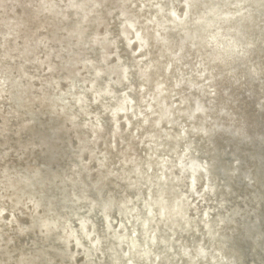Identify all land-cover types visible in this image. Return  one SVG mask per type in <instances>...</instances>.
Masks as SVG:
<instances>
[{
    "label": "snow or ice",
    "instance_id": "1",
    "mask_svg": "<svg viewBox=\"0 0 264 264\" xmlns=\"http://www.w3.org/2000/svg\"><path fill=\"white\" fill-rule=\"evenodd\" d=\"M39 4L45 11L59 9L55 13L56 27L59 31L53 35V40L42 38L37 41L45 49L53 41L60 45L58 49L52 48V52L56 53L54 57L51 59L45 57L48 60L47 71L61 75L67 72L78 76L79 72L76 69L80 68L81 63L89 66L91 79L85 80L84 83L90 82L92 87L85 91L92 92L93 97L89 107L81 108V112L86 117L82 125H77V118L73 117V127L82 126L85 129L90 127L93 140L97 136L108 135L113 143H106V151L99 155H97L99 150L92 151L89 159L83 155L86 149L82 150L80 145L72 147L70 138H64L62 129H46L39 133L37 138L30 137L25 149L26 151L39 149L43 152L45 157L43 167L31 169L30 175L23 178V183L35 184L42 177L47 176L45 183L59 187L56 184L60 179L55 171L56 166L64 159L70 158L76 165L72 171L83 177L77 181L78 187L70 197L73 208L80 204H88L93 211L103 209L99 216L104 220H110L111 210L117 207L123 209L133 202L128 199L130 196H135L136 201L141 199L137 191L141 186L146 187L147 182H154L157 187H163L161 181L164 185L167 183L162 173L154 171L151 155L148 156V161H144L143 158L138 160L135 156L129 160V149H125L124 142L129 136L139 140L140 137L136 133L145 132L151 133V136L144 137L145 140H157L159 137L161 148L164 147L165 141L175 140L180 147L174 150L183 151L179 165L183 169L184 161L191 159L190 153L196 149L195 141L201 137H210L216 131L207 116L208 109L201 104V98L208 95L215 96L216 88L221 87L217 83L220 80L224 81L223 87H228L229 91L232 90L230 85H239L242 79L245 82L259 83V109L262 116L260 144L264 153V0H259L258 5H252V8H259L258 32L255 13L250 12V16L244 17V13L238 11L236 16L243 17L240 21L243 27L238 32L239 38L230 39L222 38L216 32L215 28L218 25L212 26L215 24L214 21L212 24L208 23V17L216 13V9L220 6H213L206 0H170V2L168 0H67L66 3L60 0L58 4L39 0ZM22 7L32 8L33 5L23 4ZM230 7L249 11L242 3L232 4ZM153 10H155L154 15ZM145 11L147 15H144ZM47 30V26L39 29V31ZM133 36L135 39H132ZM222 39H227V43L222 42ZM22 47L24 52L19 55L9 53L5 59L12 58V62L15 63L16 59H20L25 54L31 55L26 45ZM92 56L95 59H92ZM37 62L44 65V61H39V58ZM237 64L242 65V73ZM217 72L220 73L219 76L216 75ZM4 83L6 80H0V84ZM130 94L133 96L132 99ZM137 94L138 100H136ZM80 100L83 104V96ZM134 102L140 106V115L136 119L142 120V124L135 125L136 133H126L121 131L116 115L120 112L126 113L128 106ZM92 103L101 105L103 112L91 108ZM90 112H96L95 120L92 119ZM109 112L112 120L107 119ZM133 112L135 113V109ZM14 116L19 117V112L10 110L3 117L4 124L0 125V134L5 139H8L12 133L23 136L25 130H29L30 125L34 123L25 118L19 129L13 130L10 127V120ZM164 124L167 125L166 128L162 127ZM132 127L133 124L129 123L128 129ZM67 131L70 133L72 129ZM128 143L131 146L130 140ZM149 147L153 145L150 144ZM4 148H9V145L4 144ZM2 156L5 160L9 159L8 152H4ZM121 156L124 158L120 159ZM165 160L167 161V157ZM215 164L214 159H205L200 170L207 174ZM129 165L132 166L131 169ZM238 165L242 166V161L236 159L235 165L229 162V166L224 169L223 183L220 185L222 188L227 186L231 178L240 171ZM133 176L136 177L135 180L132 179ZM244 179L248 185L259 189L258 210L255 201L249 202L244 209L247 213L245 227L249 242L247 247L244 242H240V247L245 256L250 258L242 261L229 260L227 264H264V159L259 174L253 173ZM195 183L193 179L194 186ZM209 190V187L204 188L205 192ZM211 190L216 189L212 187ZM228 190L230 192L231 188ZM50 197L45 213L48 218L40 223L42 235H47L48 230L53 227L59 230V220L55 223L49 222L56 216L53 209L60 207L56 203L61 201L56 188L53 189ZM62 202L67 203V201ZM150 203L151 197L145 201L146 207ZM28 204L38 212L45 202L31 199ZM83 210L87 211V209ZM89 215H92L91 211ZM152 215V211L148 210V216ZM159 215L163 219V213ZM204 215L207 218L208 214L204 213ZM0 217H5L3 210H0ZM86 222L90 223L86 219L79 220L81 229L85 227ZM228 222L231 223L230 220ZM5 223L15 224V229L21 233L35 227V224L29 225L28 228L21 227L16 223L15 215L10 220L6 219ZM149 223L152 221L143 225L145 247L140 254L154 259H149L146 264H224L223 261H209V253L203 247L195 245L189 247L182 241L177 242L176 235L169 237L165 233L163 236H158L155 232L149 231ZM223 223L225 221L221 220V224ZM98 227L102 232L105 227L103 221ZM107 227L108 231H112L110 223ZM123 227L121 225V228ZM233 231L237 230L233 229ZM132 235L136 236L137 233L133 231ZM216 235L218 236L219 233L216 232ZM88 239L91 241L93 237L89 236ZM100 243L101 241L97 239L91 247L96 248ZM77 246H80L79 241ZM135 249L136 245L133 244L128 253H123L127 258L113 259L110 264H145L143 259L136 261L132 258L137 254ZM46 251H37L34 259H22L17 264H54L46 257ZM66 255L67 258L62 264H72L74 257L71 253ZM55 264L60 262L56 261ZM90 264H96L95 259H92Z\"/></svg>",
    "mask_w": 264,
    "mask_h": 264
},
{
    "label": "bare ground",
    "instance_id": "2",
    "mask_svg": "<svg viewBox=\"0 0 264 264\" xmlns=\"http://www.w3.org/2000/svg\"><path fill=\"white\" fill-rule=\"evenodd\" d=\"M48 2L58 4L60 0H48ZM64 2L66 3L67 0ZM206 2L220 6L216 9V13L208 17V23L212 24L214 21L215 24L212 26L218 25L215 30L222 38H239L238 32L243 27L240 21L243 17L236 16L238 11L243 12L244 17L250 16V12L255 13L258 32L259 8H252V5H258L259 0H206ZM29 3L33 5L32 8L22 7L23 4ZM238 3L245 4L249 11L230 7ZM57 11L58 8L45 11L40 6L39 0H0V80H6V83L0 84V125L4 124L3 117L10 110L19 112V117L14 116L10 120V127L13 130L19 129L25 118L34 121L30 129L25 130L23 136L12 133L8 139H5L0 134V210L5 212V217H0V264H17L22 259H34L35 253L43 250H47L46 257L54 264L56 261L62 264L67 258V253H71L74 257L72 264H90L92 259H95L96 264H104V262L110 264L113 259L127 258L123 253H128L133 244L136 245L137 254L132 258L136 261L143 259L146 264L149 259H154L140 254L145 247L143 225L148 221H152L149 223V231L155 232L158 236H163L165 233L169 237L176 235L177 242L182 241L189 247L193 245L203 247L209 253V261H223L227 264L229 260L242 261L250 258L245 256L240 242H244L245 247L249 242L245 227L247 213L244 209L251 201L256 202L257 210L259 208V189L248 185L244 179L253 173L258 175L264 159L260 144L262 116L259 109L258 82H245L242 79L241 84L230 85L232 90L229 91L228 87H223L224 81L220 80L217 83L221 87L216 88L215 96L208 95L201 98V104L208 109L207 116L216 131L210 137H201L195 141L196 149L190 153L191 159L184 161L183 169L179 167L183 151L174 150L180 147L175 140L165 141L164 147L161 148L159 137L157 140H145V136H151L150 132L136 133L135 125L142 124V120L136 119L140 115V106L137 102L129 105L126 113H117L116 121L121 125V131L136 133L140 137L139 140H135L129 136L131 146L128 140L124 142L125 149H129V160L135 156L138 160L143 158L144 161H148V156L151 155L154 171L162 173L167 183L164 185L161 181L163 187H157L154 182H147L145 178L147 186H141L137 191L141 199L136 201L135 196H130L128 199L133 202L123 209L117 207L111 210L110 220H104L99 216L103 209L93 211L88 204H80L73 208L70 197L78 187L77 181L83 177L72 171L76 165L70 158L64 159L56 166V174L60 177L56 184L59 187L45 183L47 176L42 177L35 184L22 182L24 177L30 175L31 169L43 167L44 153L39 149L36 151L25 149L30 137L35 139L46 129H62L64 138H70L72 147L80 145L82 150L86 149L83 155L89 159L92 151L99 150L97 152L99 155L106 151V143H113L108 135L97 136L93 140L90 127L87 129L82 126L73 127V117L77 118V125H82L86 117L81 112V108L89 107L93 97L92 92L85 91L92 87L90 82L84 83L85 80L91 79L89 66L81 63L80 68L76 69L79 72L78 76L67 72L61 75L47 71L48 60L45 57L49 59L54 57L56 53L52 52V48L58 49L60 45L53 41L45 49L37 41L42 38L53 40V35L59 31L56 27ZM154 14L155 10H153ZM144 15H147V11ZM45 26L48 27L47 31H39ZM132 39L135 37L133 36ZM222 42L227 43V39H222ZM25 45L31 55L25 54L20 59H16L15 63L12 62V58L5 59L9 53L19 55L24 52L22 46ZM37 58L39 61H44L43 66L37 62ZM92 59L95 57L92 56ZM236 66L241 68L242 73V65ZM216 75L219 76L220 73L217 72ZM81 96H83V104L80 100ZM132 98L130 94V99ZM138 99L137 94L136 100ZM90 107L103 112L101 105L92 103ZM89 114L95 120L96 112ZM107 119L112 120L111 112L107 114ZM129 123L133 124L131 129H128ZM162 127L166 128L167 125L164 124ZM68 129L72 131L69 133ZM4 144H8L9 148H4ZM150 144L153 147H149ZM18 151L19 155H17ZM4 152H8L9 159H3ZM208 158L214 159L216 164L206 174L200 170V167ZM236 159L242 161V166L238 165L240 171L231 178L227 186L222 188L220 185L223 183L224 169L229 166V162L235 165ZM131 167L129 165V169ZM80 171L84 170L80 169ZM85 176H87L86 172ZM132 179L135 180L136 177L133 176ZM193 179L196 181L195 186ZM194 187L195 191H193ZM205 187H209L210 190L205 192ZM212 187L216 190L212 191ZM54 188L61 201L56 202L60 207L53 209L56 216L49 222L55 223L59 220V230L53 227L48 230L47 235H42L40 223L48 218L45 215L46 204ZM229 188H231L230 192ZM149 197L151 203L146 207L145 201ZM31 199L43 201L45 204L37 212L28 204ZM148 210L153 213L151 217L148 216ZM90 211L92 215H89ZM161 212L163 219L159 215ZM204 213L208 214L207 218ZM13 215L16 216V223L21 227L28 228L33 224L35 227L21 233L15 229V224L5 223V220H10ZM84 219L90 223L86 222L85 227L81 229L79 220ZM221 220L225 223L221 224ZM229 220L231 223L228 222ZM101 221L105 225L102 232L98 227ZM109 223L112 225V231H108ZM121 225L124 227L121 228ZM233 229L237 231L234 232ZM133 231L137 233L136 236L132 235ZM216 232L219 233L218 236ZM89 236L93 237L91 241L88 239ZM97 239L101 243L96 248H92L91 245L95 244ZM77 241L80 242L79 247ZM217 253L219 255H216Z\"/></svg>",
    "mask_w": 264,
    "mask_h": 264
}]
</instances>
